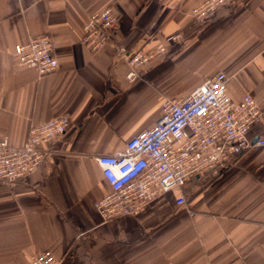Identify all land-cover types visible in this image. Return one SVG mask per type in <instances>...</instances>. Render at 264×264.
I'll return each instance as SVG.
<instances>
[{
	"label": "crops",
	"instance_id": "1",
	"mask_svg": "<svg viewBox=\"0 0 264 264\" xmlns=\"http://www.w3.org/2000/svg\"><path fill=\"white\" fill-rule=\"evenodd\" d=\"M202 0H0V140L22 145L32 124L66 115L70 129L25 178L0 180V264L50 250L60 264H264V0L219 10L206 24ZM111 5L109 41L82 44L88 16ZM46 33L56 71L18 65L15 48ZM171 38V39H170ZM163 50L137 79L116 55ZM218 72L233 100L251 94L261 115L252 145L217 175L189 178L139 215L102 221L95 202L111 188L96 161L152 127L165 98H181ZM179 193L185 198L176 204Z\"/></svg>",
	"mask_w": 264,
	"mask_h": 264
},
{
	"label": "built area",
	"instance_id": "2",
	"mask_svg": "<svg viewBox=\"0 0 264 264\" xmlns=\"http://www.w3.org/2000/svg\"><path fill=\"white\" fill-rule=\"evenodd\" d=\"M244 0H202L191 9L199 23L212 21L220 9ZM118 21L111 5L91 13L83 27L82 44L89 51L100 50L110 39ZM171 39V38H170ZM163 50L139 49L127 52L117 46L116 55L128 66L126 77L133 81L139 70ZM19 66L38 75L56 71L58 60L50 35L30 36L15 48ZM227 76L218 72L181 98H165L156 123L127 140L113 154H102L96 161L110 185V192L95 202L102 221L126 215H139L159 195L180 190L189 178L199 174L217 175L251 145L250 128L261 115L254 97L246 93L233 100L226 89ZM66 115L32 124L25 142L13 146L0 140V180L15 182L25 178L46 158L50 146L70 129ZM264 139L256 141L263 144ZM182 193L176 204L182 205ZM50 250L31 255L25 264H60Z\"/></svg>",
	"mask_w": 264,
	"mask_h": 264
},
{
	"label": "water",
	"instance_id": "3",
	"mask_svg": "<svg viewBox=\"0 0 264 264\" xmlns=\"http://www.w3.org/2000/svg\"><path fill=\"white\" fill-rule=\"evenodd\" d=\"M254 141H252V143H253Z\"/></svg>",
	"mask_w": 264,
	"mask_h": 264
}]
</instances>
